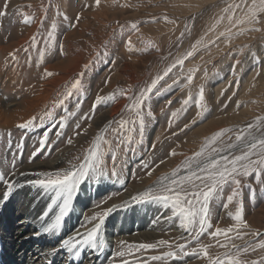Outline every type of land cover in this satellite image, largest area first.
<instances>
[{
  "label": "rangeland",
  "instance_id": "rangeland-1",
  "mask_svg": "<svg viewBox=\"0 0 264 264\" xmlns=\"http://www.w3.org/2000/svg\"><path fill=\"white\" fill-rule=\"evenodd\" d=\"M255 2L259 5V0ZM230 5L239 7L230 8ZM252 5L253 0H101L99 6L95 0H0V13H6L0 14V47H6L0 51V83L15 81L10 90L16 91L15 97L20 102L28 93L27 88L32 86L33 83H29L33 77L37 90L40 84L55 77L66 78L54 87L51 97L40 108L42 112L38 110L33 126L0 131V172L4 174L6 164L12 166L13 173L37 161L46 163L64 150L69 153L59 169L67 170L83 163L97 137H103L110 142H101L109 167L121 162L126 170L119 177L110 174L125 188L110 196L104 195L100 207L98 203L94 205L93 208H100L102 212L108 208L107 204L122 201L126 193L133 197L149 191L165 177L168 178L165 182L170 183L174 172L179 179L185 174V162L217 132L226 131V135L211 147L223 149L221 155H239V147L229 148L228 145L236 143L235 136L241 130L246 135L251 132L248 139L264 137V12L259 13L260 24L237 23L248 15ZM78 15L79 21L76 20ZM26 18L30 22L26 23ZM53 23L55 28H52ZM252 27L260 30L249 31ZM189 52L191 56L187 55ZM179 59H184L183 66L177 64L158 83L159 91L154 90L146 102L141 137L139 119L135 112L127 109L131 101L126 97L138 95ZM61 64H65L62 72L51 67ZM46 67L53 73L48 78ZM191 69L196 71L192 83L187 85L186 76ZM37 78H41L40 81ZM17 79L26 82L18 87ZM77 79L81 80L79 88L73 89V95L61 105L59 101ZM201 88L205 96L200 109L204 112L203 118L197 115L195 106ZM97 95L115 99L98 106L93 113ZM189 96L192 102L184 105L183 101ZM10 100L8 97L5 102ZM173 112L177 113L175 117L171 115ZM133 119L136 130L129 132L131 125H128L119 133L116 131L121 120ZM249 125H253L250 130ZM45 133L48 141L41 151L40 140ZM69 138L72 144L67 143ZM145 162L148 168L143 167ZM192 166L195 168L196 164ZM238 178L240 195L225 208L226 197L231 192L230 186H225L221 196L210 203L213 228L198 239H193L192 232L180 227L178 236L169 239L162 236L140 241L129 239L111 248L113 260L119 264L124 261L128 264H215L217 258L226 261L228 256L235 255L242 264L253 261L264 264V249L253 250V246L264 240V174L259 178L256 174ZM85 182L89 186L97 183L92 177ZM79 192L80 188L73 195L72 203ZM137 204L143 209L141 214L146 206L160 204L169 214L166 220L171 216L170 206L162 202ZM237 210L242 211L248 228L235 229L232 216ZM92 216V210L86 211L85 221ZM168 221L171 227L179 226L178 217ZM216 227L234 230L226 236H210L208 233L214 232ZM160 240L168 243L158 245ZM143 243L157 244V247L138 249ZM180 246L186 247L181 251ZM202 247H207L206 257L202 253L195 254ZM243 248L248 251H237ZM121 251L125 253L123 257L118 255ZM168 252L176 255L167 260H151L154 255L165 257Z\"/></svg>",
  "mask_w": 264,
  "mask_h": 264
},
{
  "label": "snow or ice",
  "instance_id": "snow-or-ice-1",
  "mask_svg": "<svg viewBox=\"0 0 264 264\" xmlns=\"http://www.w3.org/2000/svg\"><path fill=\"white\" fill-rule=\"evenodd\" d=\"M95 4L99 6L101 4V0H95ZM7 7L8 5L5 3L4 9L6 10ZM229 7L238 8L239 5H230ZM261 12H264V0H259V5L256 4L255 0H253V5L249 9L248 15L245 18L237 21V23L244 24L247 22L252 25L260 24L262 21L259 13ZM64 19L67 20L68 17L65 15ZM79 19L80 17L78 15L76 20L79 21ZM25 22H30V19L26 18ZM71 26L74 27L75 24H72ZM55 27L56 25L53 23L52 28ZM132 27L135 29L136 25H132ZM259 30L260 29L256 27L249 29V31ZM221 35H223V33ZM33 43H35V37H33ZM130 44L131 41L129 40V45ZM187 55L191 56L192 52H189ZM13 58H15L14 54ZM186 58L187 57L184 59ZM41 59L43 60V55L41 56ZM184 59H179L176 61V63L172 64L167 70H165L163 76H157L149 86L140 90L138 95L126 97L131 101V103L127 106V109L129 111L135 112L136 117L139 119L138 131L141 137L145 127L144 108L146 102L150 100L151 94H153L154 90L159 91L157 88L158 83L164 79L165 76H168V74L173 68L177 66V64L183 66ZM236 63L238 64L239 61H236ZM195 71L196 69L189 70L186 76L187 85L192 83V78ZM234 72L235 69L233 68V73ZM45 75L50 77L53 75V73L46 72ZM81 75H83V73ZM257 75H259V73H257ZM80 84V79H77L74 83H72L69 91L64 94V98L61 99L59 103L62 105L64 103V99L70 98L73 95L72 90L78 89ZM169 87H171V85H169ZM113 99H115L114 96L105 97L97 95L92 105V112L94 113L98 106L102 104L106 105L109 100ZM192 100L193 98L189 96L188 99L183 101V103L184 105H187L192 102ZM168 103L170 104L171 101H168ZM204 103V90L201 88L199 90L198 97L195 98V106L198 110L197 115L200 118H203L204 116V112L200 111V109L204 106ZM50 114L51 113H46V115ZM148 115H151L150 111L148 112ZM171 115L175 117L177 113L173 112ZM84 118L87 119L88 117L86 116ZM35 119L36 118L34 117L33 119L28 120L26 123L19 124L18 127L21 129H28L34 125ZM192 123L195 124L196 120H193ZM128 125H131V127H128L129 132L136 130V120L133 119L129 121L121 120L119 122V128L116 131L119 133ZM252 127L253 125H249V130ZM77 128H79V124H77ZM225 135L226 131L217 132L211 138V140H209L205 146L195 154L194 157L189 158L185 162V174L179 179H176L177 173L174 172L172 174L170 183L165 182L168 180V178L165 177L149 191L133 196L131 201L135 203H145L150 201L162 202L166 207L170 206L171 216L168 218L171 219L172 217H178L179 227L184 231L192 232L193 239H198L208 229L213 228V225L210 222V203L214 198L221 196L225 186H230L231 188V192L229 195H227L226 203L224 205L225 208H227L228 205L233 203L234 198L240 195V179L238 177H247L256 174L257 178H259L260 174H264V137L257 138L252 136L251 139H248L247 135H251V132L249 131L246 135L245 131L241 130L235 136L236 143L228 145L229 148L239 147L240 154L230 157L228 155H221L223 149L211 147V145L216 144L217 140ZM47 141L48 136L45 133V135L40 140L41 151H43V146ZM101 142H104L105 144L110 143L104 140L103 137H97L96 143L88 150L87 156L83 163L72 165L67 170L57 169L55 171L37 172L35 173L37 178L28 182L31 187H36L42 191L50 192L54 196V199L51 201L48 210L45 211L39 217V219L44 220L48 216L49 212L52 211V205H55L57 201H61L59 212L55 216L54 220L42 226V231L44 233L52 234L62 227L65 217L72 209L73 195L78 192L83 182H85L89 177H92L97 182H99L109 174L104 171L105 160L104 154L101 151ZM67 143L72 144V139L69 138ZM36 155L37 153L34 152L33 157ZM172 155H175V153H172ZM113 160H115V157H113ZM162 162L163 161H161V163ZM193 163L196 164L195 168L192 166ZM143 167L148 168L149 164L145 162ZM110 174L118 175V173L115 171V163L112 165ZM151 174V172H148V175ZM12 175L15 176L16 172H13ZM0 181H4L6 185V188L0 192V207H3V205L9 200L11 194L16 190V187H22L23 185H16L15 181L6 179L4 175H0ZM108 199H111V197ZM104 203H107V201L105 200ZM128 206L129 201H125L121 205L113 204L106 210L94 214L88 219L87 222L89 225H91V227H88L83 233L78 232L76 236L63 240V248L68 252L73 253L77 257L80 255V248L85 245L94 251L102 250L105 247V242L100 239L99 234L105 224L106 218L114 210L118 208H126ZM97 207H100L99 203L97 204ZM232 219L235 221V229H239L240 227L245 229L248 228V224L243 219L241 210H237L235 215L232 216ZM233 230V228L223 230L219 227H216L214 232H210L208 234L215 237H219L221 235L226 236ZM254 235H259V233H254ZM120 243L123 244L125 242L120 241ZM157 243L158 245H165L168 242L165 240H160ZM156 247L157 244L150 243H143L137 246L138 249L142 250H150ZM185 247L186 246H180L181 251H183ZM256 247L264 249V240H260L257 245L253 246V250H255ZM52 251L54 253L55 249ZM237 251H243L246 253L248 248L237 249ZM201 253L206 257L208 255L207 247H202L200 252L195 254L200 255ZM118 255L123 257L125 253L121 251L118 252ZM175 255L176 254L173 252H168L165 257L154 255L151 257V260H167V258L174 257ZM45 259H47V255H45ZM48 264H51L50 260L48 261ZM124 264H128V261H124ZM215 264H242V262L235 255H232L228 256L226 261L217 258ZM252 264H258V262L253 261Z\"/></svg>",
  "mask_w": 264,
  "mask_h": 264
},
{
  "label": "bare ground",
  "instance_id": "bare-ground-1",
  "mask_svg": "<svg viewBox=\"0 0 264 264\" xmlns=\"http://www.w3.org/2000/svg\"><path fill=\"white\" fill-rule=\"evenodd\" d=\"M5 48L0 47V51L5 50ZM51 67L56 71L62 72L65 64ZM50 69V67H46L45 71L51 72ZM48 77L46 76V78ZM31 78L32 76L29 77V80ZM62 78L63 80L66 79L65 77H55L44 84H40L37 90L33 77L29 83L30 85L32 82V86L27 85L29 86L27 88L29 91L24 94V98L20 99V102H17L18 98L15 97L17 95L16 91L12 92L13 90H10L15 81L11 79L7 80V82L1 81L0 131L18 127V124L26 123L33 117L36 118L38 110L44 107L43 103L51 97L54 87ZM40 79L37 78L36 80L40 81ZM17 80L18 87L20 83L26 82L21 79ZM8 97L12 101L5 102ZM20 106L23 109H20ZM12 107L16 108L12 109ZM40 112L42 111L40 110ZM34 132L30 133L33 134ZM67 153H69L68 150L59 151L46 163L37 161L31 165L23 166L16 172L15 176L12 175V166L9 164H6L8 168L4 174L0 172V175L7 176L6 179L15 181L16 185H23L22 187H16L9 200L3 207H0V264H48L49 260L51 264H119L113 260L114 252L112 253L111 248L120 243V241L127 242L126 240L129 239L140 241L142 238L151 239L158 236L169 239L178 236L179 226L173 225L171 227L169 219L166 220V216L169 214H167V210L164 207L159 206L160 204L156 206L148 205L146 206L147 209L145 208L141 214L143 209L141 210L137 206L139 204L131 201L132 195L130 193H126L123 195L122 201L118 199L105 206L121 205L125 201H129L128 207L118 208L106 218L99 234L100 239L105 242V247L102 250L94 251L85 245L80 248L78 257L68 252L63 248L62 241L76 236L78 232L83 233L88 227H91L84 218L86 211L92 210V214H96L101 210L100 208H93L96 203H99L105 196L121 192L125 187L110 177L112 167H109L107 156L104 155L105 170L109 173V179H103L94 186H89L88 182L81 184L80 195L72 203V209L65 217L62 227L52 234L44 233L42 226L54 220L59 212L61 201H57L55 205H52V211L49 212L44 220L39 219L48 210L54 196L50 192L31 187L28 182L37 178L35 175L37 172L55 171L60 166H64ZM125 170V166L121 162L116 164L117 177L124 175ZM5 188L4 181H0V192ZM53 249H55L54 253ZM45 255H47V259H45Z\"/></svg>",
  "mask_w": 264,
  "mask_h": 264
}]
</instances>
